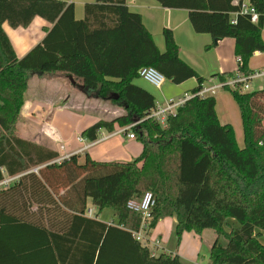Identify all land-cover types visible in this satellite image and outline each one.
I'll list each match as a JSON object with an SVG mask.
<instances>
[{"label":"trees","instance_id":"obj_1","mask_svg":"<svg viewBox=\"0 0 264 264\" xmlns=\"http://www.w3.org/2000/svg\"><path fill=\"white\" fill-rule=\"evenodd\" d=\"M156 1L187 9L193 29L211 35L209 47L234 38L244 73L253 53L264 51V0H248L259 13L256 23L240 13L242 0ZM36 16L50 26L17 57L3 23L27 27ZM162 33L165 49L160 51L141 14L128 10L126 0L85 3L80 19L65 0H0V180L17 176L0 186V264H182L177 254H151L135 236L141 215L126 203L145 192L155 198L145 234L159 219L175 215L178 241L184 231L216 233L211 264H264L259 240L264 233V88L223 85L239 107L240 147L232 125L220 123L215 97L197 95L204 77L180 58L172 30ZM143 66L176 84L197 81L195 95L164 124L149 116L155 96L135 81ZM58 72L68 73L91 96L123 108L84 128L80 135L87 141L97 140L101 130L137 122L130 129L143 147L133 161H99L87 153L82 163L75 153L57 160V148L18 133L29 78ZM88 200L97 207L95 216L85 214ZM104 208L114 210V223L97 218ZM221 235L227 238L224 246L218 242Z\"/></svg>","mask_w":264,"mask_h":264},{"label":"crops","instance_id":"obj_2","mask_svg":"<svg viewBox=\"0 0 264 264\" xmlns=\"http://www.w3.org/2000/svg\"><path fill=\"white\" fill-rule=\"evenodd\" d=\"M65 1L72 2L74 4L75 17L77 19H80L84 16L85 3L94 2L95 0ZM243 1L248 2V0ZM234 2L235 0H233V3ZM126 5L128 7V10L141 14L142 21L145 27L151 33L152 38L160 51H163L165 49L162 33L163 28H170L172 30L175 42L178 45L180 58L190 66H192L201 76L204 77V81L202 83L203 87H210L221 84L222 81H220L218 78L219 74L231 73L232 76L235 74L236 70L238 69L239 62L237 61V57L234 53V38L225 37L219 40L215 46L209 47V44L212 40L211 35L206 32H196L193 29L189 20V11L187 9L164 7L160 5L156 0H126ZM231 15L233 16L234 13H232ZM44 26H50V24L39 16L34 17L27 27L20 26L17 28H12L7 22L3 23V29L11 41L17 57H22L23 55H25L35 44H37L44 37ZM261 36L264 40V27L261 31ZM262 66H264V51H255L248 61V70H255ZM60 73L61 72L50 74L48 77H43L41 75L37 76L40 78H50L53 80L59 77L65 79L63 80L64 82H66V79L72 81L68 73H65L64 75H61ZM135 81L145 89L149 90L155 96L156 104L164 103V101L169 98L176 100L184 96V94L186 93L191 94L192 89L197 85V81L195 78H190L182 83L176 84L165 77L163 84L159 88L153 87L139 77H137ZM259 88H264V85H258L256 89ZM223 89V87H217L215 88V92L213 94L208 93L205 95H213L215 97L216 114L220 123L222 124L230 120V112L235 113L233 104L235 100L233 99V97L232 100L230 96H227L226 92H224ZM95 99L97 100L98 98L95 97ZM57 100L58 99L50 97L45 101V103H42L38 99L31 100V98L27 95V98L23 106L21 107L20 113L24 118L28 117L27 115H30L33 119H35L34 115H37V113H39L44 120H47L49 107H43L42 105L44 104L50 106V103L57 104ZM62 106L66 108L69 107V105H67V103L65 102L64 104H62ZM40 107L41 109L39 111L38 109ZM237 108L239 111L238 105ZM99 118L107 119L105 117L97 116L96 120ZM46 124L42 127L52 133L54 129ZM238 124V122H235L234 133L236 141L237 136L240 133V126ZM121 128L122 127L115 129L113 132H107L108 135H103V130H101L97 140L92 142L88 141V143L84 144L83 146H81L82 144L80 146H76L69 143V145L62 143L57 145L58 143H56L57 141L55 139H58V137L55 131L52 133V138H49L48 136L47 137L51 139V141H53L54 147L58 149L60 156H65L67 154L71 155L75 153L78 155L79 160L80 154L82 152H85V154L87 153L92 159L95 160H118L125 162L131 160L134 157H137L141 153L143 146L142 143L138 144L137 142L133 141L135 137L129 138L126 132H121ZM237 128H239V130H237ZM44 129L43 132H46L47 134V131H45ZM80 134L76 137L79 143L86 140L78 139V136H80ZM119 134H123L124 137L121 138ZM63 138L61 139L63 140ZM63 141H66V139ZM43 144L51 146V144L49 143ZM102 145H109L110 149H115L114 153L109 151L111 155L105 153L106 156H110L108 158L112 159H101L102 157L100 156L102 155L97 157L96 153L93 154L92 151L96 150L97 152L99 150V148L97 147ZM82 148H84L85 150L80 151ZM90 203L91 201L88 200V208H91L93 212L92 216H95L97 207L94 205L93 209ZM97 218L107 223H114L117 219V216L114 210L110 208H104L98 212ZM176 223L177 219L175 215L166 216L159 219L155 226L145 234V242L150 247L151 254L157 255L162 252L172 255L177 254L180 257L182 264H211L209 260V252L212 244L216 240V233L212 229L211 232L207 233H205L206 229H204L201 233H196L194 231H184L181 234L179 243H176Z\"/></svg>","mask_w":264,"mask_h":264},{"label":"rangeland","instance_id":"obj_3","mask_svg":"<svg viewBox=\"0 0 264 264\" xmlns=\"http://www.w3.org/2000/svg\"><path fill=\"white\" fill-rule=\"evenodd\" d=\"M60 74L64 75L65 73L61 72ZM63 80L65 79L59 77H57L54 80L50 78H40L37 75H32V77L29 78L26 95H28V97H30L31 100L38 99L42 103H45V101L50 97L58 100H57V104L50 103L49 104L50 106L44 104L42 105L43 107H49L47 120L46 119L44 120L39 113H37V115L35 114L34 115L35 117L33 116L35 119H33L32 116L30 115H27L28 117L25 118L23 117V115H21V119L17 124V131L20 135L29 139H34L42 143H49L52 146H54L53 141H51V139L49 138L53 137L52 133L55 131L58 137V139H55L57 141L56 143H58L57 145L61 143L67 145L69 143L71 145H76V146H80L82 144L81 146H83L84 144L88 143V141L85 140L86 142L82 141L79 143L76 137L77 135L80 134L82 129L93 123L96 120L97 116L110 119L123 112V108L119 107L116 103L101 99L96 100L95 97L91 96L92 93L90 91L81 90V88L79 87L80 85L73 83L69 79H66V82H64ZM258 85H264V80L260 77L252 80L249 84V88L245 91L254 90L258 87ZM223 90L224 92H226L227 96H230V98L232 99L233 94L231 90L227 88H224ZM64 102L67 103V105H69L68 108L62 106ZM235 102L233 103L235 108V113L230 112V116H229L230 120L226 123H230L234 130H235V122L239 123L238 125L240 126L239 127L240 133L237 136V143L240 147H243L244 138L242 132L243 129L241 128L242 121L240 117V112L238 111ZM40 109L41 107L38 110L40 111ZM45 124L53 128L54 131H52L51 133L48 130L44 129V127L42 126ZM239 128H237V130H239ZM43 129L47 131V134L46 132H43ZM102 132L103 135H108L107 131L103 130ZM119 136L121 138L124 137L123 134H119ZM61 138H63V140L66 139V141H63ZM133 141L137 142L138 144H141V141L138 140L137 138H134ZM106 146L107 145L98 146L97 148H99V150L97 152L96 150L92 151L93 154L96 153L97 157L102 155L100 156L102 157L101 159H112V158H108L110 156H106L105 153L108 154H110V152L114 153L115 149H110L109 145L107 146L108 148ZM84 150L85 149L82 148L80 151H84ZM135 158L136 157L128 161L131 162ZM84 159H85V152H82L80 154L79 161L82 163ZM90 205L94 209V205L92 203H90ZM225 229L228 231L229 230L228 226H225ZM207 232H211V229H206L205 233ZM175 240L176 243H179L177 238H175ZM259 240L264 244V233L259 236ZM218 242L224 246L227 242V238L224 235H221L218 237Z\"/></svg>","mask_w":264,"mask_h":264},{"label":"built area","instance_id":"obj_4","mask_svg":"<svg viewBox=\"0 0 264 264\" xmlns=\"http://www.w3.org/2000/svg\"><path fill=\"white\" fill-rule=\"evenodd\" d=\"M238 0H235V3H237ZM240 13L247 14L250 17L251 22L256 23L259 19V13L255 9L254 6L250 5L248 2H245L242 0L240 3ZM235 16L236 13H234L233 18H231V22L235 23ZM237 61L240 62V58L237 57ZM138 77L149 83L155 88H159L164 80L165 76L161 74L159 71H157L152 66H143L138 70ZM262 78L264 80V66L257 68L255 70H251L248 73H244L239 70V68L236 70L235 74L228 78L225 81H222L221 84L216 86H210V87H201L197 95L199 96H205L206 94L210 93L213 94L215 92V88L217 87H223V85H227L230 88L233 89H240V90H247L249 88V84L252 80L256 78ZM195 94L189 93L184 94V96L178 98V99H172L169 98L164 101V103L156 104L154 108L150 110L149 116L160 122L161 124H164L167 117L171 114H174L177 107L182 105L187 99L191 98ZM137 122L131 123L129 125H126L120 129L121 132H126L127 136L129 138H134L133 131L130 129L131 126L136 124ZM78 139L83 140L84 138L80 135L78 136ZM62 147V146H61ZM69 155L61 156L57 160H60L62 158L68 157ZM17 176H10L5 177L0 180V186L3 184H7L12 179L16 178ZM155 203V198L151 192H145L140 198H133L129 199L126 203V206L139 213L141 215V223L139 226V229L134 232L135 236L145 241V233L144 230L147 228V220L150 216V210L152 206ZM86 215L92 216L93 212L91 208H87Z\"/></svg>","mask_w":264,"mask_h":264},{"label":"water","instance_id":"obj_5","mask_svg":"<svg viewBox=\"0 0 264 264\" xmlns=\"http://www.w3.org/2000/svg\"><path fill=\"white\" fill-rule=\"evenodd\" d=\"M71 80H72V78H71ZM72 82L75 83L73 80H72ZM79 87L81 88V90H83V86L82 85H80Z\"/></svg>","mask_w":264,"mask_h":264}]
</instances>
